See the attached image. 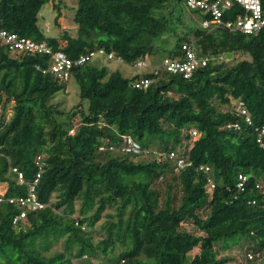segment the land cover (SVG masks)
Returning a JSON list of instances; mask_svg holds the SVG:
<instances>
[{
  "label": "trees",
  "instance_id": "trees-1",
  "mask_svg": "<svg viewBox=\"0 0 264 264\" xmlns=\"http://www.w3.org/2000/svg\"><path fill=\"white\" fill-rule=\"evenodd\" d=\"M48 1L0 0V29L70 58L103 49L116 62L147 58L148 65L126 77L92 57L60 81L42 72L49 54L0 44V189L25 195L12 167L29 183L41 154L36 193L46 204L13 223L20 208L0 202V264H230L237 256L222 252L237 245L261 252L264 264V186L256 187L264 181L256 141L264 125V27L204 28L209 15L183 0H77L76 35H53L40 13ZM184 44L206 59L189 77L162 66L185 60ZM141 78L152 79L145 89L133 86ZM70 79L79 99L65 109L53 98L68 92ZM236 100L251 125L234 110ZM126 135L148 152L121 150ZM169 152L191 164L178 168ZM200 165L209 167L213 188ZM239 173L248 176L243 191L235 187Z\"/></svg>",
  "mask_w": 264,
  "mask_h": 264
},
{
  "label": "built area",
  "instance_id": "built-area-1",
  "mask_svg": "<svg viewBox=\"0 0 264 264\" xmlns=\"http://www.w3.org/2000/svg\"><path fill=\"white\" fill-rule=\"evenodd\" d=\"M187 8L189 9H198L203 14H208L209 17H206L201 20V25L204 28L208 27H223L230 30H237L242 33H255L264 27V7L261 4V0H183ZM238 6L241 8L239 13H236L232 19H226L225 15L233 9V7ZM0 44L7 45L9 50L12 51H29L31 53H44L49 54V60L45 67L37 66L41 68L42 72H50L54 74L60 81H66L70 77L71 69L73 65L82 64L92 57L103 56L106 59H114L115 61H121L120 58H114L112 52L106 53L103 49H97L90 51L86 54H81L77 58H70L61 50H53L51 46L47 45L45 41H35L31 38L18 36L15 33L8 32L7 30L0 29ZM182 48L185 50L186 58L185 60L178 59H164L162 66L165 67L168 71L173 73H182L184 77H189L192 71L197 66H203L206 63L205 58H198L195 52L192 50L191 45L184 44ZM148 65L147 58L144 60H139L134 63L136 67H145ZM157 71V70H156ZM152 79L150 78H141L133 81V86L137 88L145 89L151 83ZM234 110L242 115L244 121L248 124H252L251 116L248 110L243 105L242 101L236 100L233 102ZM228 127L239 128L240 125L238 122H232L227 125ZM189 133L193 138H196L199 135V132L191 128ZM264 135V125L259 128L257 133L256 141L264 147L263 141ZM123 151H129L133 153H140L143 151L147 153L148 150H142L139 143L134 141L129 135L125 136V145L121 147ZM160 154L158 153V156ZM168 157L175 161V164L178 168H183L189 166L191 161L186 157H176L174 152H169ZM35 164L38 170L33 177L31 182H26L23 176V173L17 170L15 167H12V171L16 172V180L18 184L25 183L27 185V192L25 195L19 196H4V190L0 191V202L6 200L9 203H16L20 208V211L15 214L12 218V222L16 223L18 220H21L26 217L27 211L42 209L46 206L42 202L36 193V185L41 175L42 166L44 165L43 156L41 154L37 155L35 158ZM200 169L205 172H208V187L211 189L214 187V181L210 177L211 171L208 166L200 165ZM248 181V176L239 173L237 175V180L235 182V187L239 191L245 189L246 182ZM264 186V181H258L256 187ZM252 204H255V199L250 200ZM264 208V204H263ZM261 252L248 251L244 249V254L230 264H259L261 258ZM86 256V255H85ZM101 264V263H98Z\"/></svg>",
  "mask_w": 264,
  "mask_h": 264
},
{
  "label": "rangeland",
  "instance_id": "rangeland-1",
  "mask_svg": "<svg viewBox=\"0 0 264 264\" xmlns=\"http://www.w3.org/2000/svg\"><path fill=\"white\" fill-rule=\"evenodd\" d=\"M56 4L59 5V11L55 8ZM76 4L77 0H49L45 5H43L40 10V13L42 14V24L45 30L53 35H61L64 31H66L70 35L75 36L77 26L73 21V7H75ZM180 5L185 8V3L183 1H180ZM58 12H60V15L56 18ZM91 62L104 64L110 69L117 68L126 77L131 76L135 72H141L143 70H146V68H137L124 62H116L114 59H106L103 56H96L91 60ZM78 93V83L74 79H70L68 82V92L63 93L60 91L56 93L55 97L53 98V101L61 100L60 107L68 109L78 101ZM75 119L77 121L78 116H76ZM2 190L3 187H1L0 191ZM56 247H59V244H57ZM222 254H229L241 257L244 254V246H234L229 250L223 251ZM190 256H192L191 253L189 257Z\"/></svg>",
  "mask_w": 264,
  "mask_h": 264
}]
</instances>
